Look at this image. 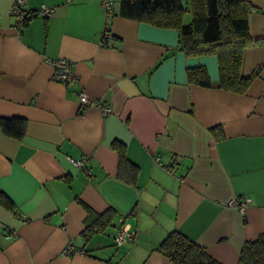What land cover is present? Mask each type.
Wrapping results in <instances>:
<instances>
[{
	"label": "crops",
	"instance_id": "obj_1",
	"mask_svg": "<svg viewBox=\"0 0 264 264\" xmlns=\"http://www.w3.org/2000/svg\"><path fill=\"white\" fill-rule=\"evenodd\" d=\"M14 1L0 0V115L26 129L0 128V264H174L155 249L172 230L237 264L264 232V42L243 51L241 74L258 72L235 93L219 87L215 55H186L177 29L121 17L117 0L108 16L102 0H25L34 15L21 26ZM247 1L250 35L264 40V0ZM57 58L76 82L52 79ZM194 66L211 86L188 82ZM80 90L111 112L80 105ZM114 140L133 167L122 176ZM87 207L115 214L84 238ZM124 225L134 236L116 245Z\"/></svg>",
	"mask_w": 264,
	"mask_h": 264
},
{
	"label": "trees",
	"instance_id": "obj_2",
	"mask_svg": "<svg viewBox=\"0 0 264 264\" xmlns=\"http://www.w3.org/2000/svg\"><path fill=\"white\" fill-rule=\"evenodd\" d=\"M118 15L125 18L175 28L179 31V47L188 56L215 55L218 64L219 87L224 90L244 93L258 70L244 76L241 60L245 48L264 42L250 35L247 0H117ZM190 12L189 19L186 15ZM33 12L22 20L33 16ZM189 83L209 87L211 82L203 66L188 67ZM0 128L8 136L21 139L25 134L26 121L22 117L0 115ZM113 148L118 155V175L122 169L131 167L125 157L123 145L114 140ZM130 166V167H129ZM129 180V179H125ZM84 238L97 231H104L112 223L113 208L97 213L86 208ZM157 251L174 264H222L177 230L168 232L157 244ZM237 264H264V232L242 246Z\"/></svg>",
	"mask_w": 264,
	"mask_h": 264
},
{
	"label": "built area",
	"instance_id": "obj_3",
	"mask_svg": "<svg viewBox=\"0 0 264 264\" xmlns=\"http://www.w3.org/2000/svg\"><path fill=\"white\" fill-rule=\"evenodd\" d=\"M25 0H15L14 6L12 9L13 14H15L18 18V24L21 26L22 20L28 15V12L23 11L22 4ZM102 7L105 11V14L108 16L113 8L114 0H102L101 1ZM51 8L42 6L39 8V10L36 11V13L41 15H48L50 13ZM103 40L106 44H109L112 42V37L108 30H105L103 33ZM52 79L63 82V83H74L77 81L76 74L72 67V61L66 58H57L52 61ZM78 100L80 105L82 106H89V105H95L98 106L101 109V112L103 114H108L111 112V107L103 104L97 99L90 98L84 91L80 90L78 92ZM156 160L159 161V158L156 157ZM75 164L79 167L83 166V159L77 160ZM229 204L236 206L240 212H243L245 209V202L239 201L236 198H231L229 200ZM2 232L3 234L8 237L10 235H15V231L11 230L5 225H2ZM134 236V232H132L129 227L126 225L120 227L116 234L113 237L114 244L120 245L128 240H131ZM67 252H71L73 250L72 245L69 243L65 249Z\"/></svg>",
	"mask_w": 264,
	"mask_h": 264
},
{
	"label": "rangeland",
	"instance_id": "obj_4",
	"mask_svg": "<svg viewBox=\"0 0 264 264\" xmlns=\"http://www.w3.org/2000/svg\"><path fill=\"white\" fill-rule=\"evenodd\" d=\"M190 17V12L186 15V18L189 19Z\"/></svg>",
	"mask_w": 264,
	"mask_h": 264
}]
</instances>
